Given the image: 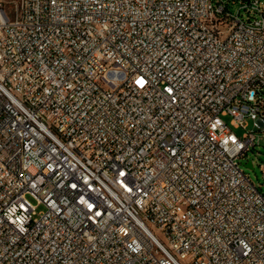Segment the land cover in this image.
<instances>
[{"label":"built area","instance_id":"obj_1","mask_svg":"<svg viewBox=\"0 0 264 264\" xmlns=\"http://www.w3.org/2000/svg\"><path fill=\"white\" fill-rule=\"evenodd\" d=\"M247 119L264 0H0V264H264Z\"/></svg>","mask_w":264,"mask_h":264},{"label":"rangeland","instance_id":"obj_2","mask_svg":"<svg viewBox=\"0 0 264 264\" xmlns=\"http://www.w3.org/2000/svg\"><path fill=\"white\" fill-rule=\"evenodd\" d=\"M226 1V0H225ZM230 10L233 14H236L238 9V3L231 5ZM245 18V15H243ZM224 121L229 123L230 117L225 116L223 117ZM246 129L241 127L233 128L234 133L237 136H241L244 132L254 131V135L256 138V144L254 147H250V149L244 154L241 158H239V165L241 170L248 175L250 180L254 183L256 187L264 194V130L257 129L253 126V121L247 119L245 121ZM250 166V167H247ZM29 202L31 205L36 206V213L43 211V206L38 205L36 200L28 197Z\"/></svg>","mask_w":264,"mask_h":264},{"label":"bare ground","instance_id":"obj_3","mask_svg":"<svg viewBox=\"0 0 264 264\" xmlns=\"http://www.w3.org/2000/svg\"><path fill=\"white\" fill-rule=\"evenodd\" d=\"M179 264H188L186 259H179Z\"/></svg>","mask_w":264,"mask_h":264},{"label":"water","instance_id":"obj_4","mask_svg":"<svg viewBox=\"0 0 264 264\" xmlns=\"http://www.w3.org/2000/svg\"><path fill=\"white\" fill-rule=\"evenodd\" d=\"M247 167H250V166H247Z\"/></svg>","mask_w":264,"mask_h":264}]
</instances>
